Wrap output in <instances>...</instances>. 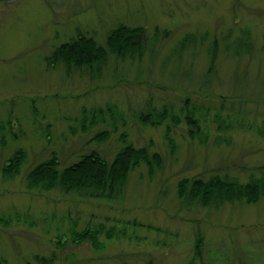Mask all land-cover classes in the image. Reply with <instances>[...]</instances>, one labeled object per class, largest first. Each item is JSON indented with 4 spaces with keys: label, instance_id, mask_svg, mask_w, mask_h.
<instances>
[{
    "label": "rangeland",
    "instance_id": "374dc122",
    "mask_svg": "<svg viewBox=\"0 0 264 264\" xmlns=\"http://www.w3.org/2000/svg\"><path fill=\"white\" fill-rule=\"evenodd\" d=\"M119 23L146 28L149 45L141 59L110 54L94 78L68 73L63 64L48 66L46 57L77 32L105 43ZM246 28L252 49L237 54ZM189 33L198 40L179 55L178 42ZM214 39L217 58L207 76ZM149 100L177 114L186 104L195 107L208 141L192 139L180 114V123H171L172 151L169 121L152 126L136 117ZM106 105H116L126 124L116 119L115 130L106 114V123L82 132L83 110ZM216 112L231 116L230 144L214 142ZM249 122H264V0H0V256L9 264H39L36 255L53 257L50 264H264V197L218 208L178 197L183 178L219 174L246 182L260 175L264 136L247 130ZM105 129L106 141L84 145ZM122 132L136 147L160 153L163 166L152 177L145 165L135 168L117 198L27 187L29 171L50 152L64 163L77 151L96 149L112 159L123 146ZM18 148L27 160L18 176L5 178L4 165ZM87 226L104 227L100 248L74 241ZM199 234L204 243L196 257Z\"/></svg>",
    "mask_w": 264,
    "mask_h": 264
},
{
    "label": "trees",
    "instance_id": "16d2710c",
    "mask_svg": "<svg viewBox=\"0 0 264 264\" xmlns=\"http://www.w3.org/2000/svg\"><path fill=\"white\" fill-rule=\"evenodd\" d=\"M242 32L245 38L239 37L237 39L235 46V53L237 54H240L242 47L251 51L253 45L250 29H243ZM165 35H168V32H165ZM160 36L157 27L154 33L155 41L160 39ZM206 37L207 33L201 37V42H204ZM197 40L198 35L196 33L186 34L178 42L179 45L175 51L179 50V55H181L185 49L190 48V43L196 44ZM212 44L211 63L207 76L213 74L212 71L217 58V40L214 39ZM148 45L144 26H129L125 23H119L108 32L105 43H99L93 35L77 32L76 36L56 47L52 54L46 57V62L51 68L63 64L68 73L72 69L86 71L94 78L101 75L110 54L134 61L136 58L141 59L143 57ZM150 100L144 109L136 113V117L145 125L152 126H161L169 121L166 124V138L172 151H175V144L171 137V123L179 124L181 121L180 114L185 115L184 119L189 126L188 132L192 139H198L200 143L208 141L207 133L201 127V121L196 116L195 107L189 109L186 104V107L181 108L180 114H177L168 106L157 108ZM219 108L223 112L224 104L220 103ZM33 110L36 113V109ZM221 112H216L215 116V120L220 124L219 134L214 141L217 145L231 143V137L227 135V132L233 127L231 116L228 114L224 116ZM106 114L113 120L112 125L115 130L118 128V124L115 123L116 119L119 118L123 125L126 124L123 113L118 110L116 105L97 106L89 111L83 110L84 117L80 121L81 131L87 132L89 127L95 126L98 122L106 123ZM252 123L249 122L247 130L256 131L260 136H264V122L259 126ZM71 130L74 134L77 132L76 128H71ZM109 137L110 131L105 129L97 132L84 145H92L91 142L93 141L101 143ZM120 140L123 146L112 159L106 158L101 151L96 149L89 152L77 151L74 154L77 157L75 160L64 163L56 150L50 152L43 161L29 171L26 177L27 187L30 190L49 191L56 189L64 194L75 193L82 197L112 200L123 194L128 176L135 168L145 165L150 177L155 174L156 170L162 168L163 157L160 153L151 152L147 146L136 147L129 141L126 132L120 134ZM60 158L63 164L67 166L61 167ZM26 160L27 151L18 148L4 165L3 176L8 179L18 176ZM178 197L183 201L189 200L192 205L203 207L213 205L218 208L225 203L238 201H244L247 204L257 203L264 197V166L261 168L260 175L251 174L246 182L240 181L236 177L219 174L212 175L208 179L201 177L183 178L178 183ZM103 230V226L95 229L87 226L74 234V241L76 243L89 241L95 249H98L101 247L99 237ZM203 243L204 238L199 234L195 245L196 257L200 256ZM35 259L39 264H50L53 257L36 255ZM0 264H9V261L0 256Z\"/></svg>",
    "mask_w": 264,
    "mask_h": 264
}]
</instances>
